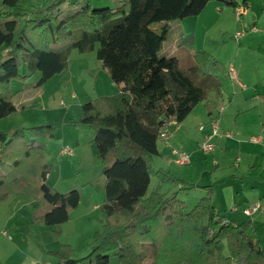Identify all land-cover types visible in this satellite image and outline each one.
Masks as SVG:
<instances>
[{
    "label": "trees",
    "instance_id": "16d2710c",
    "mask_svg": "<svg viewBox=\"0 0 264 264\" xmlns=\"http://www.w3.org/2000/svg\"><path fill=\"white\" fill-rule=\"evenodd\" d=\"M25 0H3L0 12V121L15 114L10 87L36 73L43 88L69 66L73 50L96 53L100 69L118 88L83 105L80 124L94 134L97 161L105 178L104 217L88 256L74 260V248L62 245L50 253L58 264H264V249L251 219L229 223L213 204V186L190 185L205 196L191 210L177 193L152 190L161 134L172 123L181 125L211 92H220L224 65L206 51H197L193 38L185 61L160 57L171 27L181 20L193 0H117L114 8H94L90 2L71 9L66 0H54L39 12H17ZM218 1L249 10V0ZM264 5V0H260ZM16 11V12H15ZM79 35L73 41L74 33ZM25 67V75L21 69ZM212 115L214 107L207 104ZM39 139L54 140L50 126L0 133V203L21 196L40 205L32 216L36 226L62 225L79 207L78 191L61 193L48 184L54 167ZM176 184L187 185L179 178ZM226 221V222H225Z\"/></svg>",
    "mask_w": 264,
    "mask_h": 264
},
{
    "label": "crops",
    "instance_id": "0c3cea01",
    "mask_svg": "<svg viewBox=\"0 0 264 264\" xmlns=\"http://www.w3.org/2000/svg\"><path fill=\"white\" fill-rule=\"evenodd\" d=\"M115 2L117 0H106L98 6L114 8ZM251 10L240 22L236 10L224 3L193 0L184 17L172 25L178 52L191 53L190 43L181 45V40L192 37L195 49L210 53L224 65L226 73L220 78V92H211L181 125L172 122L167 127V139L160 140L159 155L154 162L159 173L155 177V189L160 187L167 195L177 193L191 210L205 196V191L188 187L193 184L213 186L216 210L229 223L240 224L251 219L264 249V15L259 17ZM245 25L250 29L237 39L236 33ZM228 33L237 44L231 46L229 43L226 47L223 43L221 46L220 42ZM0 51H4L5 56L6 49L2 47ZM248 51L254 54L248 55ZM230 67L235 69L236 79L228 75ZM207 104L214 107L213 115L220 108L223 112L219 114L220 130L214 141L215 151L212 155L204 153L201 165L204 171L197 179L189 172L178 171V167L191 164L194 147L202 150L209 128L204 131L200 128L207 126L211 117ZM252 139L258 141L252 142ZM180 155L189 158L188 164L178 165L176 160ZM173 177L187 185L176 184L171 180ZM48 184L54 187L51 176ZM30 206L34 204L21 196L0 203V264H58V259L50 253L59 252L62 245H71L73 259L79 260L90 254L96 234L103 230L104 218H79L81 214L74 218L80 202L69 221L62 225V236L56 241L53 237L55 227L36 226L32 224V216L17 218L18 213L25 217V209ZM254 206H258V210L247 216L244 211ZM112 264L120 263L113 257Z\"/></svg>",
    "mask_w": 264,
    "mask_h": 264
},
{
    "label": "rangeland",
    "instance_id": "374dc122",
    "mask_svg": "<svg viewBox=\"0 0 264 264\" xmlns=\"http://www.w3.org/2000/svg\"><path fill=\"white\" fill-rule=\"evenodd\" d=\"M53 1L25 0L16 11L39 12ZM66 1L68 4L70 3L71 9H77V4H82L85 1L90 2L94 8H100L98 5L105 3L106 0ZM238 1L242 2L243 0ZM2 2L3 0H0V12ZM42 2H47V4L45 3L43 7H40ZM249 6V11L252 7L251 11L255 15L259 17L264 15V5L260 0H249ZM244 16L240 17V22L243 21ZM245 22H248V18L245 19ZM174 34L175 31L172 29L160 57L174 56L185 61L191 59V55L186 54L185 50L177 51ZM78 35L79 31H76L71 40L58 46L70 44ZM220 43L221 46L225 43L228 47L229 43L233 46L232 44H237V41L232 34L228 33L225 40ZM4 48L6 49L7 46L5 45ZM3 53L4 51H0V61L6 59ZM247 54L252 55L254 53L248 51ZM25 70V67L21 69L22 75L27 73ZM40 77L41 74L36 73L26 82H12L10 93L12 102L17 107V112L0 121V133L50 126L55 133V139H39L38 142L46 147L48 162L54 167L50 174L51 184L61 193L75 190L80 193L81 207L74 218L79 214H81L79 218H104L100 206L104 203L105 178L102 167L97 161L96 147L93 142L95 134L90 128L81 125L80 119L84 104L98 97L113 96L118 92V88L112 83L110 77L100 69V62L97 60L95 52L81 54L78 50H73L69 58L68 69L50 80L43 88L38 89L35 84ZM63 148L70 150L73 156H62ZM191 154V164L186 167H178V171L189 172L190 176L199 179L204 171L201 165L205 155L197 147L192 149ZM176 161L178 165H184L179 163V159ZM206 177L207 175L203 179ZM155 185L156 178L152 179L150 192L155 189ZM26 200L34 206L25 209V217L22 213H18L17 218H31L33 215L43 213L38 203ZM233 264L237 263L234 262Z\"/></svg>",
    "mask_w": 264,
    "mask_h": 264
},
{
    "label": "built area",
    "instance_id": "2783aa9c",
    "mask_svg": "<svg viewBox=\"0 0 264 264\" xmlns=\"http://www.w3.org/2000/svg\"><path fill=\"white\" fill-rule=\"evenodd\" d=\"M247 9L244 5H241L238 9H236V13L238 16V20L240 21V17L242 15H245L247 13ZM250 29V26L245 25L243 26V28H241L237 33H236V38L240 39L244 36L245 33L248 32V30ZM228 75L232 78V79H236L237 75H236V71L233 67H230L228 70ZM223 112V108H220L217 112V114L215 115H211L210 117V121L208 123L207 126H202L200 128L201 131H204V129L209 128V131H206L205 135H204V142L202 144V151L203 153H205L206 155H212L215 151V139L219 136V130H220V113ZM167 132L166 130H164L161 134V140H166L167 139ZM227 136L229 137V135L227 134ZM258 141L257 139H252V142H256ZM176 153V152H174ZM61 155L66 156V157H70L73 156L72 152L70 150H68L67 148H63V150L61 151ZM179 159V163L181 164H188L189 162V158L187 156L184 155H180L178 156ZM258 210V206H254L253 208L247 209L244 211V213L247 216H251L255 211Z\"/></svg>",
    "mask_w": 264,
    "mask_h": 264
}]
</instances>
